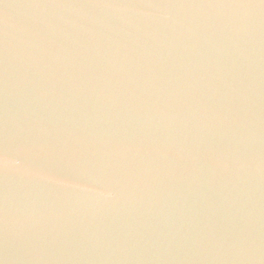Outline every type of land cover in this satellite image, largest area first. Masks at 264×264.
<instances>
[{
  "label": "water",
  "instance_id": "obj_1",
  "mask_svg": "<svg viewBox=\"0 0 264 264\" xmlns=\"http://www.w3.org/2000/svg\"><path fill=\"white\" fill-rule=\"evenodd\" d=\"M0 264H264V0H0Z\"/></svg>",
  "mask_w": 264,
  "mask_h": 264
}]
</instances>
